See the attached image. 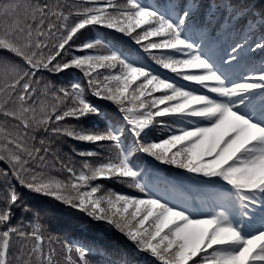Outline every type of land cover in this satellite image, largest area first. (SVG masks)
<instances>
[{
  "label": "snow or ice",
  "instance_id": "obj_1",
  "mask_svg": "<svg viewBox=\"0 0 264 264\" xmlns=\"http://www.w3.org/2000/svg\"><path fill=\"white\" fill-rule=\"evenodd\" d=\"M0 52V264H264V0H0Z\"/></svg>",
  "mask_w": 264,
  "mask_h": 264
},
{
  "label": "trees",
  "instance_id": "obj_2",
  "mask_svg": "<svg viewBox=\"0 0 264 264\" xmlns=\"http://www.w3.org/2000/svg\"><path fill=\"white\" fill-rule=\"evenodd\" d=\"M2 55H5V53L0 52V56H2ZM105 186L106 187H111L114 190L119 191V192H123V193H130L132 191V190L126 188L125 186L120 185V184L106 183ZM17 216H19V212H17ZM52 234L53 235H59L61 237V239L64 236V232L60 228H58L56 226L52 227ZM54 246H56L57 249H59V244H57L55 241H54Z\"/></svg>",
  "mask_w": 264,
  "mask_h": 264
}]
</instances>
